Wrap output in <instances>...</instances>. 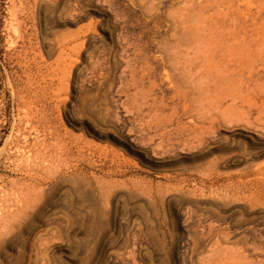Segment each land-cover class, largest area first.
<instances>
[{"label":"rangeland","instance_id":"rangeland-1","mask_svg":"<svg viewBox=\"0 0 264 264\" xmlns=\"http://www.w3.org/2000/svg\"><path fill=\"white\" fill-rule=\"evenodd\" d=\"M189 3L0 0V264H264L258 7L184 115L153 56Z\"/></svg>","mask_w":264,"mask_h":264},{"label":"bare ground","instance_id":"bare-ground-1","mask_svg":"<svg viewBox=\"0 0 264 264\" xmlns=\"http://www.w3.org/2000/svg\"><path fill=\"white\" fill-rule=\"evenodd\" d=\"M189 2H192L193 5L196 3L198 5L205 4V6L200 11V13H198V10H196L198 14L194 13L195 10L190 7L191 10H194L192 14H189V11V13H185L184 16L178 15L180 17L176 16V18H172L170 21L172 27L169 28L170 31H168L170 34L168 33L169 35L167 38H163V40L155 42L153 56V61L157 64L158 67H161L164 72V76L166 77V81L168 82L167 88L172 91L173 99H177L178 101L176 108L178 109V107L180 106L179 108H181L184 115L194 113L195 111L193 109L195 107V105H193V101L188 104V99L189 97L191 98V94H196L199 89L204 93L210 91L214 92V90L211 88L212 85H207L209 83L208 81V83L205 84L207 85L206 88L203 87L202 89V87L199 86V80L201 78L199 74L204 76L202 78H209L211 74L213 76V73L217 69L218 75H222L223 73L227 72L229 74V77L232 74H238L240 76L244 69V66L246 64V54L244 52L246 46L248 45L249 39V36L247 34L248 26L246 21L243 19V12L238 8L239 6L235 7V3H256L258 7L257 14L259 20L256 18V21H258V33L254 41L257 42V44L261 47L260 49L264 53V0H189ZM254 15L256 14H253V16ZM252 24L254 25V22ZM143 63L145 64V68L149 72L154 71L155 68H152V65L148 64V61L144 60ZM198 77L200 78L198 79ZM201 91L198 93L202 94ZM217 97L218 96H216V98ZM194 99L192 97V100ZM222 99L224 98H221V101L218 102L220 107L223 106ZM143 100L145 99L143 98ZM158 102L159 105H156V108L157 111H161L164 105L162 104L161 99ZM195 102L194 104H196ZM203 102L205 101L203 100ZM231 102L232 103L223 108V114L231 116L233 107L235 106V102ZM173 113L177 115L178 119L180 118L176 111ZM160 115H162V113ZM189 119H193V114L190 115ZM188 123L190 122L188 121ZM192 126L193 128H190L188 126L189 128L187 129L193 133H196L195 135L199 133L201 137L203 136L204 131L207 130L206 128L203 131L204 127H198L197 124L196 126ZM196 128H198V131Z\"/></svg>","mask_w":264,"mask_h":264}]
</instances>
